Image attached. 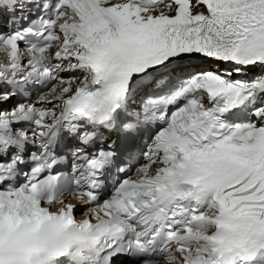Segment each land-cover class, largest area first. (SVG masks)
<instances>
[{"label":"snow or ice","instance_id":"obj_1","mask_svg":"<svg viewBox=\"0 0 264 264\" xmlns=\"http://www.w3.org/2000/svg\"><path fill=\"white\" fill-rule=\"evenodd\" d=\"M0 55V264H264V0H0Z\"/></svg>","mask_w":264,"mask_h":264}]
</instances>
